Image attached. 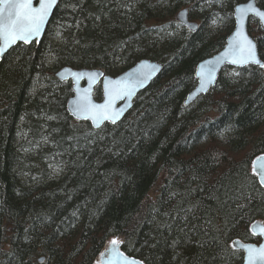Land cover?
<instances>
[{
  "label": "trees",
  "instance_id": "16d2710c",
  "mask_svg": "<svg viewBox=\"0 0 264 264\" xmlns=\"http://www.w3.org/2000/svg\"><path fill=\"white\" fill-rule=\"evenodd\" d=\"M248 1L61 0L40 44L0 60V264H99L113 241L143 264H243L232 244H260L250 229L264 223L253 172L264 68H226L208 95L185 101ZM184 9L196 33L177 21ZM249 33L264 63V28L252 19ZM142 60L163 71L123 122L95 130L69 117L60 69L117 77Z\"/></svg>",
  "mask_w": 264,
  "mask_h": 264
},
{
  "label": "water",
  "instance_id": "95a60500",
  "mask_svg": "<svg viewBox=\"0 0 264 264\" xmlns=\"http://www.w3.org/2000/svg\"><path fill=\"white\" fill-rule=\"evenodd\" d=\"M42 2L44 0H31L32 8L39 10ZM60 2L61 0H56L55 5L48 9V15L40 26L39 35L30 37L28 42L15 40L9 44L0 35V60L19 44L26 46H30L33 43L40 44L46 35ZM250 7L255 9V11H249ZM258 13H264V10L258 6L257 0H250L234 8V30L228 37L222 51L202 61L197 66L195 74L197 86L188 95L185 107H190L200 97L208 95L216 87L220 74L226 68H264V66H261L264 63L260 57L257 42L249 33L251 19L259 21L264 28V17L258 15ZM177 21L191 33H196L200 28L198 23L191 21L188 9L178 13ZM245 39L251 41L255 60H244L247 53L241 51V47H247L244 43ZM162 71V64L150 60H142L117 77L107 76L100 69H73L69 67L59 70L55 77L58 82L70 83L72 86L73 95L66 104L69 117L79 123L88 122L93 129L99 130L107 124L118 125L123 122L133 110L137 97L151 86ZM97 87H100L102 91L101 101L95 100ZM262 164H264V156L255 160L253 172L260 185L264 187V175L260 172ZM250 230L254 237L260 239V244H246L241 241H235L232 244V248L244 254L243 264H264V256L261 255V250H264V223L256 222ZM250 249L254 251L250 252ZM133 261L135 264H143L138 259L126 255L122 251V244L117 242L116 245H113V243L109 245L99 264H130ZM40 263L43 264L44 259H41Z\"/></svg>",
  "mask_w": 264,
  "mask_h": 264
},
{
  "label": "snow or ice",
  "instance_id": "6c2138e0",
  "mask_svg": "<svg viewBox=\"0 0 264 264\" xmlns=\"http://www.w3.org/2000/svg\"><path fill=\"white\" fill-rule=\"evenodd\" d=\"M55 3L56 0H44L40 9L34 10L31 0H0V35L9 44L15 40L28 42L30 37L39 35L40 26L48 15V9ZM249 11H255V9L250 7ZM258 15L264 17V13H258ZM244 43L247 45V47H241V51L247 53L244 60H255L251 41L245 39ZM260 172L264 175V164L260 166ZM112 243L113 245L117 244L116 241ZM249 251L254 250L250 249ZM261 255L264 256V250H261ZM130 264H135V262H130Z\"/></svg>",
  "mask_w": 264,
  "mask_h": 264
},
{
  "label": "rangeland",
  "instance_id": "374dc122",
  "mask_svg": "<svg viewBox=\"0 0 264 264\" xmlns=\"http://www.w3.org/2000/svg\"><path fill=\"white\" fill-rule=\"evenodd\" d=\"M53 33L54 34H53V36H51L50 42L53 43V44H57L60 41V39L62 38V34H61V31H60V28L59 27L55 28ZM61 86H63V84H61ZM42 119H46L45 116H43ZM24 143H25L26 150L29 149L30 151H32V150L36 149V147H37V145L35 143H33V142L26 141ZM42 152H45V151H42ZM44 163L47 164V170L48 171L52 169L51 173L55 177L60 176L62 174V172L64 171V168H58L56 165H54V166L50 165V162L47 159H44ZM28 167H29V169H33L34 168L32 163H30Z\"/></svg>",
  "mask_w": 264,
  "mask_h": 264
}]
</instances>
